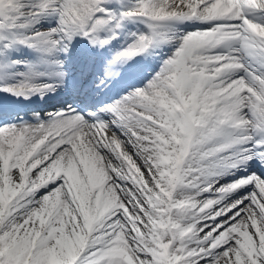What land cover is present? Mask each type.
<instances>
[{
	"label": "snow or ice",
	"instance_id": "snow-or-ice-1",
	"mask_svg": "<svg viewBox=\"0 0 264 264\" xmlns=\"http://www.w3.org/2000/svg\"><path fill=\"white\" fill-rule=\"evenodd\" d=\"M138 22L96 86L175 42L142 86L86 113L0 116V264H264V174L248 170L264 169V0H0V57L103 49ZM42 62L57 70L11 60L27 71L0 74V93L55 91L64 62Z\"/></svg>",
	"mask_w": 264,
	"mask_h": 264
},
{
	"label": "bare ground",
	"instance_id": "bare-ground-1",
	"mask_svg": "<svg viewBox=\"0 0 264 264\" xmlns=\"http://www.w3.org/2000/svg\"><path fill=\"white\" fill-rule=\"evenodd\" d=\"M191 25V24H190ZM189 30H184V32H188ZM168 44H170V43H166V44H164V45H162V48L163 49H165L166 48V50L168 49ZM80 47H82V49H81V51H85L86 50V48L83 46V45H80ZM170 51H173V50H170ZM88 52V56H90V54L92 53L91 52V49L90 50H88L87 51ZM172 53V52H171ZM7 54H5V56H6ZM103 55H104V51L103 50H95V52H94V58H93V61H94V59L98 62L99 61V59H101V57H103ZM140 59H142V60H144V61H148V60H150V61H152L154 58H156V56L155 55H150V54H148V55H144V54H141L140 55V57H139ZM89 61V60H88ZM126 65H132V68L130 69L131 70V73L133 72V71H135L136 69H137V67H135L134 66V64L132 63V64H129V63H127V62H125V63H123V64H120V65H118L119 67H120V71H121V76L123 75V78H125V77H127V72H128V70H126V69H124V66H126ZM75 69V68H74ZM75 71H77V69H75ZM66 72V75H68V73L70 72V71H65ZM88 72V75L87 76H89L90 74H91V71H87ZM44 76H47V77H50V76H52V75H44ZM44 76H41V77H44ZM54 77V79L56 80L57 79V77H55V76H53ZM18 78V77H17ZM88 79L90 78V77H87ZM151 78V77H150ZM149 78V79H150ZM116 81H119V82H122V78L120 77V76H115V77H112V84L114 85V83L116 82ZM46 96V97H45ZM44 97H45V99H44V103H48L49 102V100L50 99H48L47 97V95H44ZM109 118V117H108ZM42 119H47V118H42ZM14 122V121H13ZM227 183V181H224V182H220V183H218L217 184V186L218 185H220V184H226ZM205 195H208V194H205ZM212 195V194H211ZM230 197V196H229ZM228 197V198H229ZM236 198H238V197H236ZM235 199V198H234Z\"/></svg>",
	"mask_w": 264,
	"mask_h": 264
},
{
	"label": "rangeland",
	"instance_id": "rangeland-1",
	"mask_svg": "<svg viewBox=\"0 0 264 264\" xmlns=\"http://www.w3.org/2000/svg\"><path fill=\"white\" fill-rule=\"evenodd\" d=\"M53 19H54V18H53ZM53 23H55V20H53V21L51 20V21H49V22H48V21H42L41 24L38 25L37 27L45 28L48 24H53ZM54 25H55V24H54ZM54 25H53V26H54ZM172 46H176V43L173 42ZM55 56L58 57V55L55 53V54L52 55V58H54ZM40 57H41V53L36 51L34 56H31V57H29V58H27V56H25V57L22 58L21 61H24L25 64H32L31 62H35V63H36V61H38V58H40ZM32 65H33V64H32ZM33 67H34V69H35L36 71L43 72V67H39V68H38V66H35V65H33ZM19 71H26V66H25V67L18 66V67H17V70L13 71V74L16 73V72H19ZM9 77H14V76H9ZM9 77H8V79H9ZM10 79H11V78H10ZM137 87H140V84H139ZM125 94H126V93H123V94L119 95L118 97L115 98V100H116V99H119L122 95H125ZM47 113H50V112H45V115H46ZM222 182H224V181H222ZM208 195H211V194H208Z\"/></svg>",
	"mask_w": 264,
	"mask_h": 264
}]
</instances>
